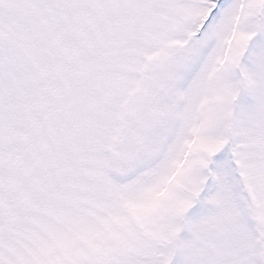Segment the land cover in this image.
I'll return each instance as SVG.
<instances>
[{"label":"snow or ice","instance_id":"obj_1","mask_svg":"<svg viewBox=\"0 0 264 264\" xmlns=\"http://www.w3.org/2000/svg\"><path fill=\"white\" fill-rule=\"evenodd\" d=\"M0 264H264V0H0Z\"/></svg>","mask_w":264,"mask_h":264}]
</instances>
